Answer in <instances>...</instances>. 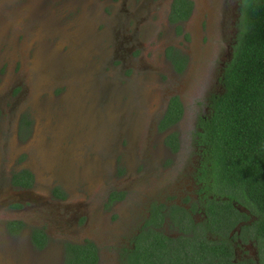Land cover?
Returning <instances> with one entry per match:
<instances>
[{"label":"rangeland","instance_id":"rangeland-1","mask_svg":"<svg viewBox=\"0 0 264 264\" xmlns=\"http://www.w3.org/2000/svg\"><path fill=\"white\" fill-rule=\"evenodd\" d=\"M176 1L0 0V211L17 190L7 173L29 169L33 191L15 198L38 202L21 209V219L54 238L90 232L104 244L99 264H115L111 249L126 232L127 201L139 206L194 189L196 153L186 142L202 103L221 90L240 0H188L181 19ZM173 51L186 58L180 71ZM173 98L184 115L165 131ZM169 131L182 143L176 150L164 144ZM52 185L67 191L63 204H46ZM114 191L122 199L105 202ZM78 214L89 222L76 223ZM25 239L0 226V264H52ZM23 250L35 258H17Z\"/></svg>","mask_w":264,"mask_h":264},{"label":"flooded vegetation","instance_id":"flooded-vegetation-1","mask_svg":"<svg viewBox=\"0 0 264 264\" xmlns=\"http://www.w3.org/2000/svg\"><path fill=\"white\" fill-rule=\"evenodd\" d=\"M224 66L225 63L221 68L222 72ZM220 87L222 89V84ZM216 93L218 91L211 93L202 103L203 113L208 111L211 95ZM183 115L182 108L180 118ZM198 116L193 123L190 140L186 142L196 153L194 161L196 164L193 167L195 175L190 176L191 182H194V189L178 196L160 193L141 201L139 206L127 201V215L122 223L127 229L125 234L121 232L122 236L118 243L112 245L111 249L114 250L115 264H262L263 250L252 238L250 230H245V226L253 219L252 215L234 202L230 208L228 196L208 190L199 176L200 155L193 136ZM180 118L164 127V130L170 129ZM21 124L22 131L26 133L31 121L24 117ZM171 134H175L176 137ZM164 140L169 150H176L182 146L179 136L174 131H169ZM23 170L31 173V176H26L30 185L20 184L26 182L21 180L20 173ZM35 182L34 174L24 167H17L7 173L9 187L17 190L3 204L6 211H0L1 229L10 237L24 235L28 245L38 252L46 250V253L42 254L44 256L39 258L47 263L84 264L91 261V264H99L102 260L101 245L104 244L93 241L90 232L83 229L76 240L63 236L54 238L42 225L27 224L21 219L19 211L23 208L31 209L38 201L31 194L17 199L15 198L18 195L17 191L32 192ZM121 194L119 191L110 192L105 202H118L122 199ZM65 199L67 191L59 185H52L49 196L44 198L46 204L50 205L53 202L61 204ZM48 207L45 205L46 210ZM243 212L247 214L246 218ZM81 215L82 218L79 214L76 215V223L80 221L88 223L89 216ZM50 221H54V218L50 217ZM54 242L55 248L50 250ZM24 252L18 251L17 258L26 262L35 258Z\"/></svg>","mask_w":264,"mask_h":264},{"label":"trees","instance_id":"trees-1","mask_svg":"<svg viewBox=\"0 0 264 264\" xmlns=\"http://www.w3.org/2000/svg\"><path fill=\"white\" fill-rule=\"evenodd\" d=\"M189 8L188 0H177L174 17L184 18ZM239 14L231 55L220 78L222 89L211 95L208 111L198 116L193 136L205 187L227 195L230 208L234 202L252 215L245 230L264 254V0H240ZM169 57L175 69L182 70L185 56L173 51ZM181 113V103L173 98L161 128L176 122ZM20 174L26 181L20 184L30 185L26 176L31 173Z\"/></svg>","mask_w":264,"mask_h":264}]
</instances>
